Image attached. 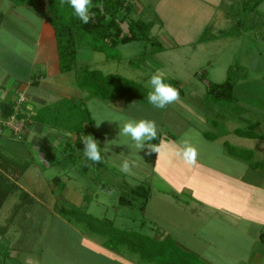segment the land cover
Instances as JSON below:
<instances>
[{
    "label": "rangeland",
    "instance_id": "obj_1",
    "mask_svg": "<svg viewBox=\"0 0 264 264\" xmlns=\"http://www.w3.org/2000/svg\"><path fill=\"white\" fill-rule=\"evenodd\" d=\"M0 1L1 9L5 10L4 14L9 19L17 21L22 28L26 26L31 34H38V19L47 8V0L39 2L36 9L38 17L34 18L27 8H21L18 12L17 9H9L11 0ZM128 2L133 5L130 15L132 18L156 21L151 39L134 41L107 52L83 47L82 49H88L91 53L79 54V68L121 74L149 89L151 86L148 81L151 75L159 70L165 78L179 80L176 87L180 93L179 99L161 109L138 97L127 96L117 101H105L91 97L87 91L82 90L86 97L91 98L86 106L95 119V131L107 139L101 146L102 160L98 163L88 160L84 152L72 148L68 152H73V158H66L63 139L62 142L56 141L57 145L52 148L49 149L47 145V149L39 151L35 145L45 143L42 139H49L46 133H38V137L42 138L38 140L29 137L28 148L22 147L24 144L21 142H6L4 150L8 153L15 150L30 158L33 154L35 163L28 168L18 183L39 202L35 205L26 204L18 193L6 200L0 210V242L6 247H11L18 239L24 237L26 241L34 244L32 252H12L14 256H18L19 264H132L126 257L123 260L116 256L110 257L109 253L100 247L106 239L105 235L86 231L85 222L59 214L63 205L81 206L99 218H115V225L121 228H134L149 235L156 232L155 228L161 232L170 230L172 238L182 240L184 244L191 240L189 236H195L192 239L197 242L198 233L213 229L215 248L211 250L202 248L201 245L196 247L195 243L192 254H213L211 256L217 258L220 255L219 259L223 264H248L253 261L254 251L249 258L235 259L226 254L227 247L233 244V240L241 239L237 236L238 231L231 230L228 225L203 226L197 221L193 211H187L182 206L184 200L191 199L190 194L178 195L176 187L183 185V182L192 183L203 169L214 179L213 168L230 169L236 177L247 170L246 180L250 178L259 182V186L264 185V2L258 10L246 17L250 27L246 30L240 28V32L231 28L235 20L226 13L232 3L239 6L241 0ZM222 13L224 14L220 17ZM124 15L125 11L121 10L119 16ZM208 25L211 35H219V29L230 28L234 35L197 42ZM156 40L163 44L165 50L152 52ZM0 43L3 44L0 46V81L1 77L9 72L12 61H16L22 68L20 74L31 68L34 75L40 74L42 65L33 63L36 55L34 45L9 32L0 34ZM24 45H27V48H24ZM236 65H242L244 71L238 76L234 100L223 103L208 101L209 84L224 82L228 78L230 67ZM71 79L74 80V77ZM74 81L78 85L77 77ZM52 102L55 101L49 103ZM128 119L155 121L156 138L160 137L161 140L158 143L153 140L148 143L162 146L158 153L150 151L147 142L144 149L138 150L129 137L119 134L120 127ZM238 128L254 130L260 136H242L236 131ZM0 133L11 135V130L3 128ZM25 133L23 128L22 135ZM66 134L68 133L62 131L61 136L66 138ZM184 140H188L197 150L195 164L190 165L182 156L172 154L173 151L183 149ZM229 145L254 150L255 157L253 155L251 161L249 156L247 160L238 158L236 154L231 153ZM39 152L44 153L45 158ZM125 159H128L131 165L128 172L121 171V164ZM200 162L204 165L203 168ZM56 177H61L62 180L54 184ZM169 178L173 181L171 184L167 181ZM125 179L130 183L143 181L148 184V179H151L150 185L155 189V196L151 197L145 213L139 209L131 210L119 206L118 187ZM166 187H173L174 194L178 197L160 191ZM214 188L219 192L224 191V187L218 184L213 185L212 189ZM85 196L89 198V202L84 200ZM214 197L208 195L206 200H216ZM227 197L222 195L218 199L220 201L216 202L225 204ZM261 200L262 203H258L262 206L260 209L256 203L252 204L255 211L264 209V199ZM45 207L50 208L51 213H48ZM207 211L208 216L213 212L211 208ZM212 215L208 219L215 217ZM156 220L160 226L151 222ZM261 221V225L247 222L249 234L245 237L246 240H241L242 245L237 248V256L251 251L256 241L264 244L261 237L264 233V217ZM186 228L191 235H188ZM41 230L42 235L39 234ZM212 245L210 243L208 246ZM221 247H224L223 251H220ZM196 250L200 253L195 252ZM124 252L126 256L135 255L130 250ZM136 256L138 257V254Z\"/></svg>",
    "mask_w": 264,
    "mask_h": 264
},
{
    "label": "trees",
    "instance_id": "obj_2",
    "mask_svg": "<svg viewBox=\"0 0 264 264\" xmlns=\"http://www.w3.org/2000/svg\"><path fill=\"white\" fill-rule=\"evenodd\" d=\"M16 4H35L44 0H13ZM45 2V1H44ZM264 0H241L239 6L232 3L227 15L235 21L232 29L240 32L241 29H248L246 17L259 9ZM46 9L50 10L49 21L54 27L57 49L59 55V66L63 73L75 71L78 79V86L81 90L87 91L90 96L98 97L105 101L122 99L134 93L138 98L147 100L148 92L151 89L144 84L127 78L117 73H105L100 69L79 68L78 49L81 47L91 48L94 51L107 52L109 49H118L121 45L134 41L150 40L151 32L156 21H146L142 18H132L133 5L128 0H92L93 8L91 14L93 19L88 24L82 23L73 15V10L65 3L61 6L60 0H47ZM99 5V7H96ZM121 10L125 11L123 17L119 16ZM240 16H239V15ZM2 17L0 15V22ZM250 27V26H249ZM219 29V35H211L210 25L205 27L203 34L197 42L201 43L221 36L234 35L233 30ZM153 53L165 50L163 44L156 40L154 42ZM119 55V53H118ZM116 57V56H114ZM244 71L242 65L231 66L228 78L222 83L211 82L208 86V101L218 103L231 102L235 98V86L240 75ZM166 83L174 87L179 85V80L165 78ZM148 101V100H147ZM0 113L3 119H9L16 115L19 119L25 120V126L39 124L48 130L47 143L49 149L54 147L56 141L62 142L59 136L62 131L73 134V139L66 134L63 139V151L66 158H73V152H68L70 148L84 152L82 140L86 135H92L96 139L94 127L95 119L92 117L86 104L75 103L68 98H61L55 102L46 104L34 113H27L17 110L11 101H0ZM254 125V124H253ZM252 125V126H253ZM55 130V134H53ZM242 136L259 137L260 134L254 130L236 129ZM14 133L6 136L0 133V210L6 200L13 194L18 193L23 202L35 205L37 198L28 191L22 189L19 180L28 168L35 163L33 154L25 157L15 150L8 153L4 150L6 142L23 143L22 147H29L25 134L21 137H13ZM160 137L153 140L158 143ZM227 144V143H226ZM231 153L238 157L253 159L254 151L251 149H239L229 145ZM43 148H40L39 151ZM45 158V154L43 155ZM102 160V159H101ZM256 163L254 162V165ZM61 177H56L54 184L61 181ZM65 184V183H64ZM65 187V186H64ZM118 203L131 210L139 209L145 211L152 197V186L146 182L130 183L125 179L119 187ZM85 196L84 200L89 202ZM48 213L51 209L45 207ZM59 214L68 217H75L81 222H85L84 228L92 233L106 236L104 244L111 249L125 253L130 250L138 254L139 260L145 264H207L195 255L182 250L173 238L163 239L157 236L146 234L134 228H121L115 225V218H99L84 208L63 205ZM40 231V235H42ZM264 240V233L261 235ZM34 244L21 237L11 247L4 246L0 242V264H19L18 256L12 252H32Z\"/></svg>",
    "mask_w": 264,
    "mask_h": 264
},
{
    "label": "crops",
    "instance_id": "obj_3",
    "mask_svg": "<svg viewBox=\"0 0 264 264\" xmlns=\"http://www.w3.org/2000/svg\"><path fill=\"white\" fill-rule=\"evenodd\" d=\"M10 3L11 5L9 9L10 8L17 9L18 11L21 8H27L30 15L33 14L32 18L38 17L37 16L38 14L36 13L37 11L36 9L38 8V5L41 2L40 3L37 2L36 4H16L13 0H11ZM4 12L5 10L1 9V1H0V15L2 17V21L0 22V34L3 32L4 33L9 32V34L11 35H16V36L19 35L22 39H24L25 42L27 41L28 43L34 45L36 49V55L33 63L37 64L38 66L42 65L41 66L42 71H40V74L36 76L32 72V68H31V70L28 69L27 72L25 70L24 74H20L21 72L20 69L22 68H20V65L16 61H12L11 66L9 68V72L7 71L6 76L1 77L0 101H11L15 104L17 110H23L24 112H27L29 114L34 113L36 110L42 108L49 102L57 101L58 99H61L63 97L68 98L75 103L78 104L84 103L87 105L90 102L91 98L86 97L84 93L81 92L82 90L78 89L79 87L74 81L76 80L77 77L76 72L72 71L68 73H63L60 70L56 34L54 27L49 21L50 12L48 11V9L45 8V11L39 16L38 19L39 22L37 23L38 26L37 35H35V33L31 34V31L28 28L27 29L25 28L26 26L23 28L20 27L17 21L9 19L8 16L4 14ZM223 14L224 13H222L220 17H222ZM26 22L28 21L26 20ZM1 45L3 44L0 43V46ZM26 46L27 45H24V48ZM82 48L83 47L78 49V57L79 54H85L87 52L91 53L90 50L82 49ZM72 76L74 77V80L71 79ZM130 96L137 97L134 93H131ZM117 100H112V101H117ZM44 127L45 126L39 124L31 125L28 126L27 128L24 127V130H26L25 133L26 139L28 140L29 137H32L33 140L42 139L38 137L37 134L41 132L43 134L46 133L47 135L48 134L47 128ZM53 134H55V130H53ZM4 135L10 136V134H4ZM61 135L59 136V139L61 140L65 139V137ZM69 135L74 136L73 134L72 135L68 134V136ZM42 140L45 143L41 145L40 144L37 145V143L35 142L36 143L35 147L38 148V150L40 148L47 149V145H48L47 141L45 139ZM96 140L100 146L101 159H102L103 152L101 146L104 143L103 141L106 142L107 139L103 134L96 132ZM99 140H102V142H100ZM42 154L44 155V153ZM243 160H247V159H243ZM200 166L202 168L204 167V165L201 162H200ZM256 168L258 169V166H256ZM213 170H214L213 176L215 177L214 179L208 176V171L206 169H203L200 170L199 176H197L192 181V183L183 182V185H181L180 187H176V191H178L177 192L178 195L182 196L185 195V193H187L190 194L191 196V199L184 200L182 202L183 208H185V210L187 211L188 210L193 211V213L198 218L197 221L202 223L203 226L204 225L207 226L208 224L212 227L214 226L220 227L223 225H228L231 230L238 231L237 236H240L241 239L233 240V244H231L230 247H227L228 249L227 251L228 253H226L227 256L229 257L233 256V258L235 259H238L237 257L249 258L251 257L250 255H252L254 251L255 254L252 257L253 261H250V263L248 264H264V244H261L258 241L255 242V245L252 247L251 251L249 250L243 256L236 255V253L238 252L237 248H241L243 238L244 240H246L245 237L246 236L248 237L249 233H247V231L249 232V230L246 228L247 222L248 223L254 222L257 223V225H261L260 222H262L261 220L264 217V209L258 211V209L262 207L258 203H262L261 199H264V185L259 186L258 184L259 182L257 183L255 180H250V178H247L249 180H246L245 177L248 172L247 170L246 171L244 170L243 173L238 177L234 176L235 174L232 173L230 169L220 170V168L219 169L213 168ZM167 181L170 184L171 182H173L170 181V178ZM148 182L151 184V179H148ZM217 184L221 187H224L223 192L216 191L215 188L212 189L213 185L215 186ZM172 188L166 187L164 188V190H160V189L159 190L162 191V193L168 194L175 198L178 197L176 196V194H174V190ZM152 192H153L152 196L153 195L155 196L154 194L155 189H153V186H152ZM208 195L212 196V198L215 196L214 199L216 200L213 199L211 201L206 200L208 198ZM222 195L223 196L226 195V197L228 196L226 198L227 201L224 200L226 202L225 204H221V202H216V201H220L218 199H220ZM253 203H256L258 208L257 211H255L256 209L253 208L252 206ZM238 205L239 206L241 205L239 209L237 208ZM209 208H211V211H213L210 214V216L212 214H213L212 216H215L213 217V219H208V217H210L208 216L207 213L208 212L207 210H209ZM147 209L148 208H146V210ZM146 210L144 211V213L146 212ZM151 222L156 224L157 226L159 225L157 220L155 222L154 221ZM187 229L188 228H186V230ZM174 230H176V228ZM181 231H183V229H181ZM211 232H213V234H211ZM189 234L191 235L192 233L188 231V235ZM198 234L199 235L197 237L198 240L197 242L195 241V239H192L195 236H189L191 240L189 239L187 244H184L182 240L177 241L175 239V241L182 250L187 251L191 254L195 250L196 244H197L196 247H198V245H201L202 248L206 247V248H210L211 250H213V247L215 248L216 244H215V236L213 229H208V232L205 233L200 232ZM157 236L164 239L170 237L172 238V234L170 230H164L162 232L159 231L157 233ZM210 243L213 245L208 246ZM100 247L104 249L106 252H108L110 257L116 256L118 258H121V260H123L124 257H126L131 260L132 264H145L139 260V256L138 257L136 256L137 254L126 256L125 253L117 252L111 249L110 247L106 246L104 242ZM223 248L224 247H221L220 251H223ZM195 252L198 251L196 250ZM193 255L203 260L207 264H223V262H221L219 259L220 255L219 258H217L216 256H211L213 254L206 255L204 253H201L199 254L200 257L195 253Z\"/></svg>",
    "mask_w": 264,
    "mask_h": 264
},
{
    "label": "clouds",
    "instance_id": "obj_4",
    "mask_svg": "<svg viewBox=\"0 0 264 264\" xmlns=\"http://www.w3.org/2000/svg\"><path fill=\"white\" fill-rule=\"evenodd\" d=\"M61 6L65 3L73 10V15L82 23L88 24L93 16L91 9L93 8L92 0H60ZM99 7V5H96ZM151 86V91L148 92V103L156 108H165L169 104L176 102L179 99V90L170 83L165 82L163 72L157 71L153 73L148 81ZM119 134L129 137L135 144L138 150L144 149L147 142V147L150 151L158 153L162 146L150 145L148 142L156 139L157 127L155 121L152 120H126L122 127H120ZM84 146L85 157L98 163L101 160V150L97 140L92 135H86L82 140ZM183 149L180 151H173V155L182 156L184 161L188 164H195L197 150L188 140L183 141ZM130 161L123 160L121 164V171H130Z\"/></svg>",
    "mask_w": 264,
    "mask_h": 264
},
{
    "label": "built area",
    "instance_id": "obj_5",
    "mask_svg": "<svg viewBox=\"0 0 264 264\" xmlns=\"http://www.w3.org/2000/svg\"><path fill=\"white\" fill-rule=\"evenodd\" d=\"M25 120L17 118V116L14 114L9 119H3L1 117L0 113V130L3 128H6L7 130H11V133H14L15 135H18V137H21Z\"/></svg>",
    "mask_w": 264,
    "mask_h": 264
}]
</instances>
